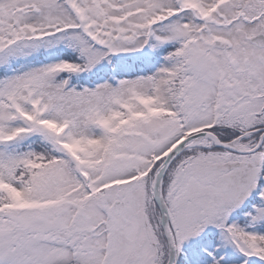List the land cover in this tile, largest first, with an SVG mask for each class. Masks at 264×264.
I'll return each mask as SVG.
<instances>
[{
	"label": "rangeland",
	"instance_id": "374dc122",
	"mask_svg": "<svg viewBox=\"0 0 264 264\" xmlns=\"http://www.w3.org/2000/svg\"><path fill=\"white\" fill-rule=\"evenodd\" d=\"M252 10L262 13L264 0H0V68L12 56H33L40 49L51 55L67 41L76 42L90 64L100 66L136 57L165 40H184L193 72L187 89L190 108L182 122L140 121L122 136L117 152L105 154L101 163L102 150L81 158L70 134H62L65 160L41 170L26 193L40 204L22 205L11 220L0 218V263H164L168 249L160 217L156 223L151 217L148 178L153 156L159 158L177 140L204 128L224 139L229 127H264V48L251 42L264 34V15L253 21L241 18V12L250 16ZM216 40L224 41L223 48ZM176 70L170 60L163 63L159 96L164 101L170 94V72ZM40 72V88L14 77L0 81V122L27 121L34 107L41 124L50 114L66 118L77 135L89 133L94 124H102L103 113L120 104H130L133 110L145 107L142 94L152 87L149 78L120 86L113 81L77 97L66 84L57 85L58 71ZM32 134L18 130L14 138L0 139L1 155L16 151ZM246 137L250 135L242 139ZM257 138H238L234 145L249 150ZM213 143L202 136L189 148L208 149ZM57 148L63 151L61 145ZM201 154L180 163L167 203L180 239L191 251L201 236L214 230L220 231L228 249L226 221L254 193L262 154L232 155L217 148ZM76 172L89 195L76 187ZM106 187L111 188L103 190ZM117 202L126 203L124 215L110 213ZM257 219L264 220V209ZM152 243L158 246V256Z\"/></svg>",
	"mask_w": 264,
	"mask_h": 264
},
{
	"label": "trees",
	"instance_id": "16d2710c",
	"mask_svg": "<svg viewBox=\"0 0 264 264\" xmlns=\"http://www.w3.org/2000/svg\"><path fill=\"white\" fill-rule=\"evenodd\" d=\"M253 12L256 11L252 10L250 16L241 12V18L253 21L264 15V10L262 13L257 11L256 15ZM187 49L184 40H165L162 44L153 45L146 53L136 57L126 56L123 61L114 59L100 66L91 65L82 48L74 41H67L63 48L56 49L51 55L45 49H40L33 56H12L7 64L0 68V81L14 77L22 80L25 85L40 88L42 84L40 70L47 68L58 71L55 80L57 85L64 87L66 84L68 91L77 97L113 81L120 86L149 78L152 87L142 94L145 107L133 110L130 104H120L103 113L102 124H94L89 133L77 135L73 132L72 126L67 125L69 121L66 118L57 120L50 114H45L43 117L45 122H42L46 124L47 131L40 123L41 118H35L34 107L31 112L23 111V114L28 112L30 115L27 121L19 118L11 122H0V139L16 137L18 130L33 132L32 136L13 153L7 155L0 153V218L11 220V214L22 205L40 204L41 201L31 200L26 193L32 190L33 180L41 170L53 162L65 160L67 151L62 134H70L71 142L77 147L76 153L81 158L91 157L102 150L99 157L101 163L105 154L117 152L122 143V136L138 126L140 121L150 122L159 119L182 122L190 108L187 89L193 74ZM167 60H170L177 70L170 72L168 78L170 94L168 100L164 101L159 96V77L163 63ZM36 91L40 92L39 89ZM55 109L60 110V106H56ZM16 116L15 111L12 117ZM60 128L62 130H59ZM259 128L244 127L239 130L229 127L224 139L217 135L223 142H232ZM257 134L258 142L261 133ZM255 135L256 132L242 141L247 142ZM58 145H61L63 151L57 148ZM213 148L220 149L216 145L211 149ZM206 150L208 149L189 148L180 156L165 177V195L169 191V185L174 181L180 163L196 159ZM257 153L262 154V157L256 189L243 205L234 210L225 224L231 247L223 248L221 233L219 230H214L201 236L193 253H190V248L186 246L185 256L181 258L179 264H264V220L257 219L260 210L264 209V143ZM155 157L157 156L152 158L154 167L149 172L150 181L152 176H156L162 163L161 160L156 161ZM82 179V175L76 172V187L82 189L84 195L86 193L89 195ZM110 188L106 187L103 190ZM150 196L153 210L151 217L156 223L160 211L156 206L152 187Z\"/></svg>",
	"mask_w": 264,
	"mask_h": 264
},
{
	"label": "water",
	"instance_id": "95a60500",
	"mask_svg": "<svg viewBox=\"0 0 264 264\" xmlns=\"http://www.w3.org/2000/svg\"><path fill=\"white\" fill-rule=\"evenodd\" d=\"M252 43L255 44L256 46L260 47V48H264V34H261V35L254 37L252 39ZM216 46L219 48H223L224 42L222 40H217ZM200 136H208V137L212 138L220 148H223V149H226L229 151H233V152L242 153V154H251V153L257 152L264 142V133H263L261 136L260 142L256 148L251 149V150H243V149H238V148L234 147L233 143L221 142L220 139L216 135H214L213 133L201 132V133L194 134V135L188 137L187 139H185L184 141L180 142L176 147H174L168 154H166L164 156L165 161H164L162 168L160 169L158 175L156 176V178L154 180V194H155L156 202H157V204L160 208L161 214H162V223H163L164 231L167 235V238L169 240H172L173 236H172V233H171V230L169 227V222H170L171 227L173 228V231L175 233L177 243H178V250H179V233H178V229L176 226L175 219H174L172 212L170 211V209H169V207L165 201V198H164V192H163L164 179H165V176H166L168 169L173 164V162L180 156V154L184 151V149L187 147L188 143L192 139L198 138ZM126 211H127V206H126V203H124V202H117L111 207V214L124 215L126 213ZM155 248H156V246H155ZM156 251H157V248H156ZM157 253H158V251H157ZM178 258H179V256L177 257V260H178ZM169 264H177V263H173V260H171L169 262Z\"/></svg>",
	"mask_w": 264,
	"mask_h": 264
},
{
	"label": "flooded vegetation",
	"instance_id": "af4514ba",
	"mask_svg": "<svg viewBox=\"0 0 264 264\" xmlns=\"http://www.w3.org/2000/svg\"><path fill=\"white\" fill-rule=\"evenodd\" d=\"M256 90H259V89H256ZM255 97V96H254ZM254 99H257V96L254 98ZM258 115V114H257ZM163 234H162V238H163V240H165L166 239V237H165V234H164V232H162ZM174 241H176L175 240V238H174ZM167 242V241H166ZM154 245V243H152V246ZM180 248H181V251H183L185 248H184V243L181 241V239H180ZM167 249H168V257H166L165 258V260H164V263L163 264H168L171 260H173V258H174V254H173V244H171V246L168 244V242H167Z\"/></svg>",
	"mask_w": 264,
	"mask_h": 264
}]
</instances>
